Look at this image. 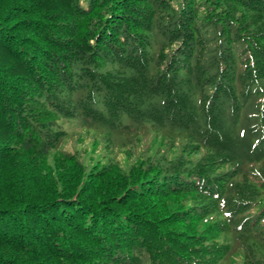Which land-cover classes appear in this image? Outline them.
<instances>
[{"label": "trees", "instance_id": "trees-1", "mask_svg": "<svg viewBox=\"0 0 264 264\" xmlns=\"http://www.w3.org/2000/svg\"><path fill=\"white\" fill-rule=\"evenodd\" d=\"M0 264H264V0H0Z\"/></svg>", "mask_w": 264, "mask_h": 264}, {"label": "rangeland", "instance_id": "rangeland-1", "mask_svg": "<svg viewBox=\"0 0 264 264\" xmlns=\"http://www.w3.org/2000/svg\"><path fill=\"white\" fill-rule=\"evenodd\" d=\"M84 136H87L85 134H83ZM84 136H81L82 137V140H77V138H79V136L77 134H74V135H69V138H68V143L70 145V143H72V141H74L76 144L78 143V145H81V143H86L87 141H89L91 139V137H84ZM83 141V142H81ZM117 156L119 158H121L123 155L122 154H119L117 153Z\"/></svg>", "mask_w": 264, "mask_h": 264}]
</instances>
